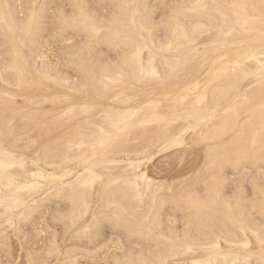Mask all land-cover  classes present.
<instances>
[{"label": "bare ground", "instance_id": "6f19581e", "mask_svg": "<svg viewBox=\"0 0 264 264\" xmlns=\"http://www.w3.org/2000/svg\"><path fill=\"white\" fill-rule=\"evenodd\" d=\"M53 1L0 0V249L2 221L20 232L54 204L69 253L111 243L106 264H264V0H168L161 13L152 0H64L49 17ZM48 21L50 41L80 39L58 45L62 70L36 77ZM44 82L96 102L54 93L24 104L64 102L57 113L14 106L12 90ZM154 86L165 92L128 94ZM34 133L46 139L29 156ZM187 145L202 148L195 170L149 176L153 150Z\"/></svg>", "mask_w": 264, "mask_h": 264}, {"label": "rangeland", "instance_id": "374dc122", "mask_svg": "<svg viewBox=\"0 0 264 264\" xmlns=\"http://www.w3.org/2000/svg\"><path fill=\"white\" fill-rule=\"evenodd\" d=\"M20 1V0H19ZM60 0H54L50 5V11H49V17L51 16V13L53 12V7H55L56 5H66V3H65V1L64 0H62V2H59ZM154 3H155V5L158 7V10H159V13H161L162 11H164V7L166 6V3L168 2V0H152ZM167 1V2H166ZM170 1V0H169ZM59 2V3H58ZM94 3V2H93ZM93 3L91 2V6H93V7H97V5H93ZM165 3V4H164ZM160 4V5H159ZM99 7V6H98ZM98 7H97V9H98ZM106 8H108V7H106ZM105 8V13H108L109 12V8L108 9H106ZM163 9V10H162ZM52 10V11H51ZM108 10V11H107ZM107 11V12H106ZM51 12V13H50ZM50 24V25H49ZM51 26V27H50ZM51 28V29H50ZM51 31H52V22L51 21H48L47 22V26H46V29H45V34H43V36H42V41H41V45H42V49L40 48V53L42 54H40V57L41 58H44V59H42L43 60V63H39L38 64V62H37V64L35 65V66H33L34 68H32V70H33V74H34V76H38V72L37 71H35V70H41L42 68H44L45 66H48V67H50V66H52L53 64L56 66V68H58V64L57 63H59V61L57 60V59H59L58 58V55H59V53L58 52H56V51H58V49H59V46L61 45V46H64V44H68V43H74V42H76L77 40H78V38L79 37H74L71 41H69V42H61V43H59V42H53L52 40L50 41V39H51V37H49L50 35H51ZM48 32V33H47ZM50 34V35H49ZM46 35V36H45ZM68 38V37H67ZM68 39H70V36H69V38ZM80 39V38H79ZM74 40H76V41H74ZM73 41V42H72ZM54 43V44H53ZM51 44V45H50ZM57 44V45H56ZM46 45V46H45ZM59 45V46H58ZM60 46V47H61ZM58 47V48H57ZM44 48V49H43ZM200 49L202 48V46H200L199 47ZM43 50V51H42ZM99 50H101L100 48L98 49V51H97V53H95V54H97V57H98V55H99V57H100V59H105L108 55H109V53H110V55H111V52H109V51H107V50H105V48H102V50L101 51H99ZM104 51V52H103ZM106 53V54H105ZM45 54V55H44ZM109 55V56H110ZM96 56V55H95ZM105 56V57H104ZM39 61H40V59H38ZM37 60V61H38ZM41 62V61H40ZM49 63V64H48ZM48 64V65H47ZM41 65V66H40ZM53 65V66H54ZM58 65V66H57ZM52 66V67H53ZM60 67V66H59ZM41 68V69H40ZM51 68V67H50ZM54 68V67H53ZM55 68V69H56ZM62 70L63 68L62 67H60L59 69H57V70ZM34 71H35V73H34ZM65 71V70H64ZM68 72V71H67ZM69 74H71V76L72 77H75L76 76V74L75 73H73V72H71L70 73V71H69ZM75 74V75H74ZM72 79H77V76H76V78H72ZM51 83V84H50ZM48 84H50V85H48ZM56 84H58V85H56ZM56 84H54V82H53V85H52V82H44V89H41V90H39V91H36V93H34L35 91L33 90H31V89H29V88H27V89H25V91L23 90V89H21V88H16V89H21V91H17L16 89H14V90H12L13 92H14V94L15 95H17L16 96V98L14 99L15 101H16V103H15V105L14 106H16V107H22V106H24V107H29L31 110H33V109H35V111H41L42 109H44V110H42V112L43 113H45V112H59L58 110H62L63 109V107L65 106V104H63L64 102H62V103H59V104H55L53 101H49V102H44V101H40V103H34V104H31V105H29V106H27V105H25L24 103H25V101L27 100V99H29V98H32L33 100H35L36 98H44L45 96L46 97H50V98H53L56 94L57 95H69L68 97H72L71 99H74L75 101H77V102H96V101H94L95 99L94 98H91V96H89V95H87V94H84V93H82V92H80V91H77L76 89H73L72 88V86H69V84H67V82H58V83H56ZM61 84V85H60ZM69 87H71L73 90L72 91H76V92H72L71 91V88H69ZM3 90L4 89H8L6 86H5V88H4V86H2L1 87ZM46 88V89H45ZM154 89H152V87L151 88H149V89H144V88H142V87H139L137 90H135V91H131V90H129L128 91V94H130V95H141V94H143L144 92H155V93H159V94H163L164 92H165V89L163 88V87H159V86H154L153 87ZM29 89V90H28ZM49 89V90H48ZM51 89V90H50ZM1 90V89H0ZM60 90V91H59ZM154 90H156V91H154ZM42 91V92H41ZM50 91V92H49ZM53 91H55V92H53ZM158 91V92H157ZM25 92V93H24ZM46 92V93H45ZM64 92V93H63ZM69 92V93H68ZM79 92V93H78ZM141 92V93H140ZM54 93H56V94H54ZM0 94H2V96H5V94L4 93H1V91H0ZM4 94V95H3ZM35 94L38 96H35ZM48 94V95H47ZM72 94V95H71ZM74 94V95H73ZM79 94V95H78ZM39 95H40V97H39ZM42 95H45V96H42ZM111 95H113V93H111L110 94V96ZM24 96V97H23ZM32 96V97H31ZM19 97V98H18ZM22 97H23V99H22ZM83 98V99H82ZM86 98V99H85ZM90 98V99H89ZM78 99V100H77ZM89 99V100H88ZM87 100V101H86ZM92 100V101H91ZM107 100H109V99H106V100H104L103 101V103L105 104L106 102H107ZM108 102H110V100L108 101ZM107 102V103H108ZM47 103V104H46ZM106 103V104H107ZM62 104V105H61ZM44 105H46V106H44ZM57 105H59V106H57ZM55 106V107H54ZM44 107V108H43ZM54 107V108H53ZM36 108H40V109H36ZM62 108V109H61ZM51 110V111H50ZM54 110V111H53ZM45 111V112H44ZM54 129V128H53ZM54 131V130H53ZM60 132V131H59ZM46 132H44L43 133V135L45 134ZM56 134H58L57 132H55ZM191 133V132H190ZM190 133H188L187 134V136H186V138L187 139H189V137L191 136L190 135ZM36 135H38V136H40V134H36V133H34L32 136L34 137V138H37L38 136H36ZM190 135V136H189ZM42 136V135H41ZM44 137V136H43ZM40 138H42V137H40ZM38 139H39V137H38ZM37 139V145H35L36 147H29V148H32V149H27V150H21V152H24V153H31V154H27V155H29V156H33V154L35 153V150L38 148V143L40 142L41 143V141H43V140H45L46 139V136H45V138L43 139H39L38 140ZM22 143H24V144H26L27 142L26 141H24V142H22ZM21 144V143H20ZM21 145H23V144H21ZM158 149V150H157ZM157 149H155V150H153V152H152V159H151V161L149 162V163H147V169H148V174H149V176L150 177H154V178H158V179H175L176 177H178V174H179V176H180V174L182 173L183 174V172L184 173H186L187 174V172H189V173H191L190 171H193V169L195 170L196 168H197V166L199 165V163H200V160H201V147H196V146H194V145H187V146H185V147H180V148H173V149H169V150H160V148H157ZM176 149H177V151H176ZM172 150H173V152H172ZM179 150H180V152H179ZM159 151H161V152H159ZM164 151V152H163ZM198 151H200V152H198ZM158 153V154H157ZM155 154V155H154ZM154 155V156H153ZM199 155V156H198ZM169 156V157H168ZM198 158H197V157ZM156 158V159H155ZM196 158V159H195ZM198 159H199V161H198ZM195 161H197L196 163H195ZM194 162V163H193ZM127 163L126 162H124L122 165H126ZM194 164H196L195 166H193ZM191 165V166H190ZM158 166V167H157ZM192 169H189V167ZM180 167H181V169H180ZM183 167V168H182ZM187 167V168H186ZM151 168V169H150ZM166 168V169H165ZM186 169H188V170H186ZM185 170V171H184ZM253 170V169H252ZM164 171V172H163ZM160 172V173H159ZM253 172H255V170H253ZM263 172V173H262ZM164 174V175H163ZM168 174V175H167ZM181 174V175H182ZM250 175H252V172H250V170L248 171V170H246L245 172L243 171V172H238V173H233L232 172V174H231V176H230V183H232V182H238V181H241V180H245L244 181V183H247V179H248V177L250 176ZM158 176V177H157ZM161 176H165V177H161ZM256 176H258V178H259V180L261 181V182H263L264 181V171L262 170L261 171V173L259 172V173H257V175ZM49 204H47V206H45V208L46 209H43L44 211H42L41 213H37L36 214V216H37V220H36V222L34 221V223L32 222V225L29 223H24L23 225H21L20 226V228L22 227V229L24 230H22L21 229V231L20 232H25V234L27 235V240L23 237L24 236V234H21L20 232H16V231H13V229L12 228H10L9 227V225L8 224H6L5 223V221H2L1 222V224H2V226L4 225L7 229H6V233H8L7 235V238H6V240H5V242H6V244H7V246L9 247V249H10V253H8L7 251L6 252H3V251H5V250H1L0 249V264H33V263H35L36 261V259L39 261V259H42L44 262H45V264L47 263V264H61V263H65L64 261H69L71 258L73 259V256H74V254L76 253L77 254V261H76V256H74V259H75V261L76 262H74L75 264H106V262H104V261H106L107 259V256L111 253V251H113V250H111V249H114V250H119V248L118 249H116V247H113V246H111V243L110 244H108L107 245V247H103V248H97V249H95V250H93V252L90 250V252H92V254H93V257H92V254H90V252H89V250L88 251H86V249L84 250V249H82L83 247H81V249L79 248V252H77V250H75L76 252L73 254L72 252H73V250L72 249H70L71 247H72V243L70 244V243H68V242H65V241H63L62 239H61V233H58L57 232V230H59V227H56V228H58L57 230H56V228H55V226L53 225V224H51V222L49 221V218H47V215H48V213L49 212H47V211H49L50 210V208L49 207H54V204H51V205H49ZM48 207V208H47ZM47 210V211H46ZM46 213V216L44 215ZM44 215V216H43ZM44 219V220H43ZM47 222H46V221ZM4 223V224H3ZM28 225V226H27ZM4 227V228H5ZM4 228H2V229H4ZM12 232V233H11ZM57 232V233H56ZM107 232H108V230H107ZM19 233V234H18ZM12 234V235H11ZM14 234H15V236H14ZM55 234H58V235H56L55 236ZM21 235V236H20ZM9 237V238H8ZM113 237V236H112ZM54 238V239H53ZM113 238H115V240L114 241H116L117 239H116V237H113ZM10 239V240H9ZM56 239V240H55ZM52 240H54V241H56V243L55 242H53ZM58 240V241H57ZM59 240H61V241H59ZM25 241H27V242H25ZM52 241V242H51ZM112 241V240H111ZM111 241H108V242H111ZM5 242H4V240L1 242V243H3V244H5ZM51 243H53V245H54V243H55V245L54 246H56V247H54V249L56 250H54V252L52 253H49V252H47L46 250H48V251H50L52 248H50L49 246L51 245ZM113 243V242H112ZM21 244V245H20ZM25 245V246H24ZM53 245H51L52 247H53ZM67 245V246H66ZM60 246V247H59ZM110 246V247H109ZM7 247V248H8ZM50 249H49V248ZM112 247V248H111ZM254 247H255V245H254ZM111 248V249H110ZM77 249V248H76ZM100 249V250H99ZM42 250H43V252H42ZM68 250H72V252L71 253H69V251ZM81 250V251H80ZM97 250V251H96ZM40 251V252H39ZM68 251V252H67ZM95 251V252H94ZM30 252V253H29ZM42 252V253H41ZM85 252H87L86 254H85ZM108 252V253H107ZM5 253H7L6 255H5ZM45 253H46V256H45ZM48 253V254H47ZM63 253V254H62ZM79 253V254H78ZM84 253V254H83ZM31 254V255H30ZM73 254V256H71ZM89 254L91 255L90 257H89ZM40 256V257H38V256ZM41 255H43V256H41ZM36 256V257H35ZM44 256H45V260H44ZM105 256H106V258H105ZM30 257V258H29ZM33 257V258H32ZM67 257V258H66ZM68 257H69V260H68ZM67 259V260H66ZM106 259V260H105ZM42 260H40V262H43ZM37 261V262H38ZM61 261V262H60ZM33 262V263H32ZM39 263V262H38Z\"/></svg>", "mask_w": 264, "mask_h": 264}, {"label": "snow or ice", "instance_id": "6c2138e0", "mask_svg": "<svg viewBox=\"0 0 264 264\" xmlns=\"http://www.w3.org/2000/svg\"><path fill=\"white\" fill-rule=\"evenodd\" d=\"M261 245L264 246V240H261Z\"/></svg>", "mask_w": 264, "mask_h": 264}]
</instances>
